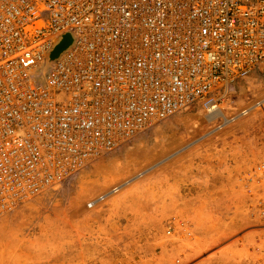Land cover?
Returning a JSON list of instances; mask_svg holds the SVG:
<instances>
[{
  "label": "built area",
  "instance_id": "2783aa9c",
  "mask_svg": "<svg viewBox=\"0 0 264 264\" xmlns=\"http://www.w3.org/2000/svg\"><path fill=\"white\" fill-rule=\"evenodd\" d=\"M65 35L69 47L48 62ZM263 72L264 0H0V215L152 123L216 113ZM251 171L247 253L264 264L262 154ZM175 227L189 239L175 218L165 235Z\"/></svg>",
  "mask_w": 264,
  "mask_h": 264
},
{
  "label": "rangeland",
  "instance_id": "374dc122",
  "mask_svg": "<svg viewBox=\"0 0 264 264\" xmlns=\"http://www.w3.org/2000/svg\"><path fill=\"white\" fill-rule=\"evenodd\" d=\"M262 92L264 72L228 104L237 111ZM197 111L152 124L0 217V264H249L248 179L264 157V118L214 131L215 118ZM170 218L186 223L189 239L177 227L165 235Z\"/></svg>",
  "mask_w": 264,
  "mask_h": 264
},
{
  "label": "bare ground",
  "instance_id": "6f19581e",
  "mask_svg": "<svg viewBox=\"0 0 264 264\" xmlns=\"http://www.w3.org/2000/svg\"><path fill=\"white\" fill-rule=\"evenodd\" d=\"M63 38V37H62ZM64 38L66 39V42H65V44L62 46V47H60L59 49H57L59 46H61V44L63 43L62 41H59V42H57L54 46H53V48L51 49V53H52V57H50L49 56V60H48V62H51L52 60H55V59H57L60 55H61V53L66 49V48H68L69 47V45H70V43H71V39H70V37L68 36V35H65L64 36ZM63 40V39H62ZM57 49V50H56ZM56 50V51H55ZM50 53V54H51ZM54 53V54H53ZM48 67V63L46 62V65H45V67H44V69L45 68H47ZM43 69V70H44ZM258 98V97H257ZM260 98H264V92H262V93H259V98L258 99H260ZM258 99H255L254 101H252L251 103H249L248 105H247V108H250L249 109V111L247 112V110H242L243 108H244V106L243 107H240L237 111L235 110V109H233V108H231L230 106H229V104H228V101H223L221 104H220V106L218 107V109H217V112L215 113V112H212V113H210V114H207L206 112H204L205 113V116L207 117V118H209L210 120L211 119H213V118H215V119H213L212 121H216V125L214 126V131H219V130H223L224 129V127L226 128V127H228V126H231L232 124H234V122H238L239 120H241V119H243V118H247V119H249V120H251V119H253L254 117H253V114L255 113V112H257L258 111V109L254 106V105H256L255 103H258L256 100H258ZM263 103H261L262 104V106H263V108H264V101H262ZM238 106H240V105H237V107ZM252 107H254V108H252ZM188 110L186 109V110H184L183 112H187ZM199 111H202V110H198L197 111V113L199 112ZM234 111H236V112H234ZM182 113V112H181ZM196 113V114H197ZM178 114H180V113H178ZM200 115V114H199ZM200 116H202V114L200 115ZM241 118V119H240ZM206 119V118H205ZM217 120H219V122H217ZM205 121V120H204ZM212 123V122H211ZM152 124H154V123H152ZM260 142H261V144L263 145L264 144V140H260ZM99 159H100V157H98ZM97 158V159H98ZM94 161H96V159L94 160ZM94 161H92L88 166L89 167H94V165H92V163L94 162ZM97 162V161H96ZM95 163V162H94ZM96 164V163H95ZM92 167V168H93ZM96 168V167H95ZM252 172V171H251ZM251 176V175H250ZM248 181L249 182H252V184H253V180H251V178L249 177V179H248ZM57 186H59V184L58 185H55V186H52V187H49V188H45V189H43L42 191H40L36 196H34V197H37L38 195H40L41 197L45 194V193H47L48 191L47 190H49V189H53L54 187H57ZM253 187L255 188V186H254V184H253ZM252 187V188H253ZM251 188V189H252ZM116 189V187L114 188H112L111 189V191H113V190H115ZM250 190V189H249ZM45 192V193H44ZM47 195V194H46ZM33 197V198H34ZM31 199V198H30ZM30 199H28V200H30ZM28 200H26V201H24L20 206H18L15 210H17V209H19L24 203L26 204V205H24L25 207H27V206H30L32 203H30V201H28ZM99 200V199H98ZM97 200V201H98ZM102 202V201H101ZM100 202V203H101ZM97 203V202H96ZM95 203V204H96ZM97 205V204H96ZM93 206H95V205H93L92 204V206L89 204L88 205V208H92ZM14 210V211H15ZM91 210V209H90ZM95 210V209H94ZM14 211H12V212H14ZM11 212V213H12ZM7 214H9V213H7ZM4 215H6V214H2V215H0V217H3ZM8 216H4V218H7ZM4 218H2V219H4ZM0 221H1V219H0Z\"/></svg>",
  "mask_w": 264,
  "mask_h": 264
},
{
  "label": "water",
  "instance_id": "95a60500",
  "mask_svg": "<svg viewBox=\"0 0 264 264\" xmlns=\"http://www.w3.org/2000/svg\"><path fill=\"white\" fill-rule=\"evenodd\" d=\"M62 42H63V43L61 44V46H59L57 49H59L60 47H62V46L65 44L66 39L63 38ZM57 49H56V50H57ZM56 50H55V51H56ZM53 54H54V53H53ZM50 57H52V53L50 54Z\"/></svg>",
  "mask_w": 264,
  "mask_h": 264
},
{
  "label": "crops",
  "instance_id": "0c3cea01",
  "mask_svg": "<svg viewBox=\"0 0 264 264\" xmlns=\"http://www.w3.org/2000/svg\"><path fill=\"white\" fill-rule=\"evenodd\" d=\"M101 225H104V224H103V223H101ZM92 227H93V228H95V227H96V225H95V224H92Z\"/></svg>",
  "mask_w": 264,
  "mask_h": 264
}]
</instances>
